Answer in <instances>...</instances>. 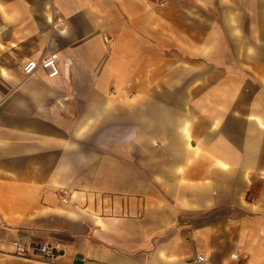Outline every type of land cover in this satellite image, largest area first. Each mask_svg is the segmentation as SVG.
Returning <instances> with one entry per match:
<instances>
[{
  "label": "crops",
  "instance_id": "0c3cea01",
  "mask_svg": "<svg viewBox=\"0 0 264 264\" xmlns=\"http://www.w3.org/2000/svg\"><path fill=\"white\" fill-rule=\"evenodd\" d=\"M0 264H264V0H0Z\"/></svg>",
  "mask_w": 264,
  "mask_h": 264
},
{
  "label": "built area",
  "instance_id": "2783aa9c",
  "mask_svg": "<svg viewBox=\"0 0 264 264\" xmlns=\"http://www.w3.org/2000/svg\"><path fill=\"white\" fill-rule=\"evenodd\" d=\"M104 40L107 43L110 42V38L107 36L104 37ZM21 67L24 76L34 73L39 68L44 69L49 77L56 76L60 71L55 54H45L38 58H25ZM66 197V191L62 190V200H65ZM13 247V254L31 260L53 262L57 256L56 246H52L46 241L38 242L30 240L28 242H24L16 239L13 241ZM239 249V247H236V250ZM231 255L232 257H236L237 252L234 251ZM196 260L203 261L204 257L202 255H198Z\"/></svg>",
  "mask_w": 264,
  "mask_h": 264
}]
</instances>
